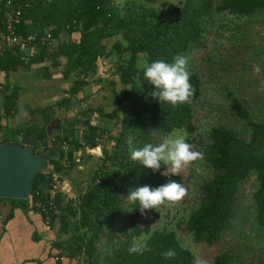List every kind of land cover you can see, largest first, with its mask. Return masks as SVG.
Listing matches in <instances>:
<instances>
[{"label": "trees", "instance_id": "1", "mask_svg": "<svg viewBox=\"0 0 264 264\" xmlns=\"http://www.w3.org/2000/svg\"><path fill=\"white\" fill-rule=\"evenodd\" d=\"M11 1L20 10L18 29L23 36L33 35L36 43L47 34L58 39L50 49L45 43L37 44L39 50L29 57L28 63L49 58L53 65H58L59 58L64 57V77L74 71L82 73L71 80L67 96L58 105L68 108L74 96L91 80L101 82L98 59L117 55L113 74L122 89L113 91L115 105L110 111L99 110L110 125L112 121L115 133L112 125L110 130L88 120L82 121L84 128L77 132L75 120L71 130L55 137L60 142H68L70 166L72 150L78 146L93 148L105 132L109 145L103 148L77 207L70 204L71 200L65 204L70 214L77 217V229H82L78 242L82 263L195 264L193 254L181 245L175 231L141 226L138 205L128 200V191L137 185L156 186L174 180L184 186L186 178L182 174L161 176L160 171H167V167L153 172L133 161L130 154L145 143L156 145L159 137L163 140L172 132L185 129L187 133L198 131L197 135L185 138L193 150L202 152L203 158L196 161L201 170L198 198L182 229L196 244L216 245L233 226L243 185L253 178L251 205L255 245L260 254H248L245 246L240 247L243 251L227 248L216 252L207 264H253L254 261L264 264V112L260 115L253 106L262 99L264 108V84L261 83L264 81V0H180L170 13L155 8L158 0ZM5 2L0 0L1 29L5 26ZM217 17L232 23V27L227 30L228 37L208 49V32ZM74 32L78 33L77 37L72 36ZM62 34L66 37L61 38ZM176 56L187 59L192 95L187 102L171 105L150 95L153 86L138 65L154 60L171 62ZM22 63L15 48L0 50V71L14 70ZM257 65L261 69L259 73L254 71ZM208 90L216 95L204 98L211 114L195 124L197 103ZM14 97L13 94L10 99ZM13 107L10 100L6 108ZM226 113L239 125L227 118ZM1 130L0 126V142L8 136L15 140ZM32 151L44 156L45 166L34 176L30 194L33 196L35 190H40L46 199L45 190L51 176L45 170L59 172L63 168L60 161L64 152L58 145L48 147L45 141L32 146ZM55 196L58 201V194ZM0 199L22 204L27 201ZM137 242H143L146 250L129 253L128 249ZM167 250L174 251L175 255L165 258L162 253Z\"/></svg>", "mask_w": 264, "mask_h": 264}, {"label": "crops", "instance_id": "2", "mask_svg": "<svg viewBox=\"0 0 264 264\" xmlns=\"http://www.w3.org/2000/svg\"><path fill=\"white\" fill-rule=\"evenodd\" d=\"M72 36L77 37L78 33L74 32ZM65 37L62 34L61 38ZM57 42L58 39L51 38L46 44L47 49L54 47ZM6 47L8 46L2 43L0 50ZM27 53L29 54V51ZM31 55L33 54L28 56ZM28 60L29 58L23 60V63L14 70L0 71L1 133L4 131L16 137L15 140L24 146L32 148L68 132L75 120L77 123L74 128L77 132L84 128L82 124L84 120L100 127L107 126L111 130L112 121L110 125L108 118L103 117L99 110L108 112L104 106L107 100L109 103L112 102L114 107L113 91L122 89L119 81L121 87L117 89L116 81L107 82L110 86V96H107L105 93L107 90H103L106 86L102 81L91 80L83 91L74 96V101L72 100L68 108H65L57 102L67 96L66 90L71 80L80 77L82 73L74 71L67 78L64 77L62 74L64 57L59 58L58 65H53L49 58L33 64L28 63ZM95 84L100 85L99 88L104 94L103 99L96 102V106L93 107L91 104L92 101H96V94L92 86ZM13 94L15 97L10 99ZM8 100L14 105L10 110L6 108ZM20 128L23 131L15 133V130ZM114 131L112 125V132ZM105 134L106 132L104 137ZM104 137L93 148L81 145L82 142L79 141L81 146L73 149L71 153L72 165L56 172L60 186L57 193L59 200L48 216H43L40 211L31 207L29 200L22 204L18 201L0 199V264H84L78 251L82 229H77V217L70 214L65 204L74 195L84 192L99 164L103 148L109 147ZM85 178H88V181L85 182ZM56 256L59 260H55Z\"/></svg>", "mask_w": 264, "mask_h": 264}, {"label": "rangeland", "instance_id": "3", "mask_svg": "<svg viewBox=\"0 0 264 264\" xmlns=\"http://www.w3.org/2000/svg\"><path fill=\"white\" fill-rule=\"evenodd\" d=\"M179 4L180 0H158L154 4V6L156 9L161 10L164 13H170ZM211 24L212 27L209 29L207 36L208 49L211 48L213 44H218L219 41L224 40L225 37H228L229 31L232 27V23L220 21L218 17L214 22H211ZM260 34H262V31ZM112 40L113 39L109 40V43H111ZM254 43H257V40H254ZM252 64H254L253 61ZM252 64L250 63L249 65ZM106 65L107 68H110L111 62H107ZM252 68H254V66H252ZM98 75H102V77L104 78L102 80V83L104 86H106V89L103 90H107L105 92L107 96H110V86L107 83L109 80L116 81V89L121 87L115 74L112 73L110 75H107L108 77H104L105 75L99 72V64ZM99 87V84H95L94 87L92 86V90H95L96 94V101H92L91 104V106L93 107L96 106V102H99V100L103 99L102 95L104 94V91H101ZM246 88L247 90L250 89L248 85H246ZM210 94L215 98L216 95L209 92L208 90V92H204V94L202 95V99L197 103L196 108L198 109V112L194 114L195 124H199L203 120H206L208 115L211 114L207 110L208 106L204 105V98L210 96ZM112 104L113 103H109L108 100L107 102H105L104 106H106L107 111H110L113 108ZM201 105L205 107H202ZM253 106L255 112L260 113V115L262 114V112H264L262 99H259L258 102H254ZM226 114L227 118H229L230 120H234L236 126L239 125V122L235 121L230 113ZM171 134L183 135L184 137H186L195 136L198 134V131L193 130L192 133H187V131L183 129L181 131H174ZM157 140V144L162 142V139L160 137ZM197 168L199 169V171H201L197 166V162L195 161L191 165L186 166L180 171V174H182L186 178L185 184L183 186L186 189V193L182 198H180L176 202H165L159 205L155 210H149L147 215H141L140 212L138 213V218L140 220L141 226L147 225L151 230L165 228L175 231L181 245L189 249V251L193 254L195 264H207L216 252L227 248L239 250L241 249L240 247L245 246L248 248V254H254L258 256L260 252L255 245V224L253 223V208L251 205V192L254 189L253 178L245 182L243 185L242 196L240 198V203L238 205L237 213L234 218L233 226L227 230L222 240H220L216 245L207 246L203 244H196L192 240L191 236L182 229L184 219L188 215L189 211L193 208L196 203V199L198 198L197 184L199 181V171H197ZM190 172H193V174H190ZM84 180L86 182L88 181V178H85ZM141 238L142 237H139L138 241H141ZM259 240L262 244V239ZM97 248L99 247L97 246ZM241 250L243 251V249ZM256 262L257 261H254L253 264H256Z\"/></svg>", "mask_w": 264, "mask_h": 264}, {"label": "clouds", "instance_id": "4", "mask_svg": "<svg viewBox=\"0 0 264 264\" xmlns=\"http://www.w3.org/2000/svg\"><path fill=\"white\" fill-rule=\"evenodd\" d=\"M138 67L143 69L144 78L153 86L150 95L156 100L177 105L187 102L192 95L190 72L184 56H176L171 62L165 60L141 62ZM254 71L259 73L260 66H255ZM261 83L264 84V81ZM130 156L133 161H138L153 172H157L162 166L167 167V171H160L161 176H175L186 166L203 158L202 152L193 150V145L183 135L177 134L165 136L162 142L156 145L145 143L141 148L134 149ZM185 193L186 189L180 183L167 180L156 186L147 184L134 186L128 191V199L138 205L136 208L141 215H147L149 210H155L165 202H175ZM144 250L146 245L143 242H137L128 249L129 253H140ZM162 255L170 258L175 253L167 250Z\"/></svg>", "mask_w": 264, "mask_h": 264}, {"label": "water", "instance_id": "5", "mask_svg": "<svg viewBox=\"0 0 264 264\" xmlns=\"http://www.w3.org/2000/svg\"><path fill=\"white\" fill-rule=\"evenodd\" d=\"M117 55L99 58V72L105 76L115 72L112 66ZM107 62L111 67L107 68ZM45 166V158L35 154L30 146L6 138L0 142V198L29 199L32 181L37 172Z\"/></svg>", "mask_w": 264, "mask_h": 264}, {"label": "built area", "instance_id": "6", "mask_svg": "<svg viewBox=\"0 0 264 264\" xmlns=\"http://www.w3.org/2000/svg\"><path fill=\"white\" fill-rule=\"evenodd\" d=\"M20 22V10L16 5L12 3L11 0H6L5 2V26L3 29L0 28V45L4 43L6 46L10 48H15L22 60H27L29 58L28 55L35 54L39 50V45L47 44L50 40L49 34L45 37H41L36 43V39L33 35L23 36L18 29V25ZM39 44V45H37ZM29 51V54L27 53ZM101 140L97 139V144L100 143ZM113 142L110 143L112 145ZM54 145H58L62 151L64 152V156L61 158V166L64 169L70 167V161L67 156V152L69 150V144L67 141L62 140L61 142L57 140L55 137L49 140L48 147H53ZM46 174L51 176V180L48 188L45 190L47 198H42L40 194V190H35L34 195L30 196L29 203L30 206L40 211L44 216H48V214L56 207L58 202L56 201V194L60 191V186L57 182V174L55 172H51L50 170H45ZM80 195H74L72 197L70 204L75 208L77 207V200ZM55 260H59V257L56 256Z\"/></svg>", "mask_w": 264, "mask_h": 264}]
</instances>
